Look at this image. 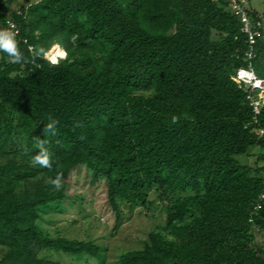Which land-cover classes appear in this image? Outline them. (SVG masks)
I'll return each mask as SVG.
<instances>
[{
  "label": "trees",
  "instance_id": "trees-1",
  "mask_svg": "<svg viewBox=\"0 0 264 264\" xmlns=\"http://www.w3.org/2000/svg\"><path fill=\"white\" fill-rule=\"evenodd\" d=\"M29 1L0 8V32L14 22L23 55L0 52V264L101 255L41 225L82 169L117 218L152 192L166 203V225L117 264H264L253 234L264 232V103L255 118L236 81L250 63L264 80L258 14L250 46L228 0ZM56 45L66 57L53 63ZM39 141L50 168L33 163ZM253 150L256 162L239 160Z\"/></svg>",
  "mask_w": 264,
  "mask_h": 264
},
{
  "label": "rangeland",
  "instance_id": "rangeland-1",
  "mask_svg": "<svg viewBox=\"0 0 264 264\" xmlns=\"http://www.w3.org/2000/svg\"><path fill=\"white\" fill-rule=\"evenodd\" d=\"M35 0H32V2ZM250 11L256 12L261 18L259 29L264 32V0H247ZM29 0H0V8L5 5L9 16L17 12ZM57 48L54 46L48 54ZM1 52V50H0ZM1 59V53H0ZM254 156L239 157L241 162L253 163L257 160L258 150ZM264 165V162L260 163ZM67 193L71 199L64 202L58 211L45 216L42 227L53 236H62L79 241H92L102 249L99 257L88 255H69L62 252L45 253V257L64 264H117L122 253L140 249L148 239V235L158 227L166 225V203L161 201L158 193L149 195L146 205L131 206L120 203V218L106 205L102 184L94 188L85 171L74 172L67 185ZM255 246L264 248V232L254 229ZM4 249L0 248V259Z\"/></svg>",
  "mask_w": 264,
  "mask_h": 264
},
{
  "label": "built area",
  "instance_id": "built-area-1",
  "mask_svg": "<svg viewBox=\"0 0 264 264\" xmlns=\"http://www.w3.org/2000/svg\"><path fill=\"white\" fill-rule=\"evenodd\" d=\"M228 1H229V8L233 12V14L240 20L242 24V32L245 33L246 36L248 37L250 46L255 45L256 37L258 36L259 32L255 28L253 21L249 15V9L247 7L248 1L247 0H228ZM7 23L9 28L6 32L11 34L13 38H16L17 35L19 34V29L17 25L11 20H9ZM56 46L57 48L61 49L58 45ZM65 57H60L55 62L51 59L48 53L46 55V58L53 63H57L59 59ZM253 57H254V52L251 49V51H249V53L247 54V58L250 61L253 59ZM236 81L239 84V87L249 90V95L247 98L250 101V105L253 108L256 118V116L260 114L262 104L264 103V80L260 79L256 75L253 66L250 63L248 68H241L237 71ZM258 134L261 137H264V129H260ZM260 208L261 207H258V209Z\"/></svg>",
  "mask_w": 264,
  "mask_h": 264
},
{
  "label": "clouds",
  "instance_id": "clouds-1",
  "mask_svg": "<svg viewBox=\"0 0 264 264\" xmlns=\"http://www.w3.org/2000/svg\"><path fill=\"white\" fill-rule=\"evenodd\" d=\"M0 50L5 51L9 55L12 63H18L23 59V55L18 49L17 42L14 40L13 36L7 32H0ZM41 52H43V50H41ZM45 55L47 54L45 53ZM53 123L56 124L58 122L53 121L49 123L44 131H52ZM38 143L39 147L41 148V151L39 154L33 157V163L50 168V153L43 147L44 141H39ZM61 179V175L58 174L54 180H51V183L55 186L57 190L62 187Z\"/></svg>",
  "mask_w": 264,
  "mask_h": 264
},
{
  "label": "bare ground",
  "instance_id": "bare-ground-1",
  "mask_svg": "<svg viewBox=\"0 0 264 264\" xmlns=\"http://www.w3.org/2000/svg\"><path fill=\"white\" fill-rule=\"evenodd\" d=\"M50 57H51V59H52L53 61L56 62L58 58L63 57V52L61 51V49L56 48V49L52 52V54L50 55Z\"/></svg>",
  "mask_w": 264,
  "mask_h": 264
}]
</instances>
